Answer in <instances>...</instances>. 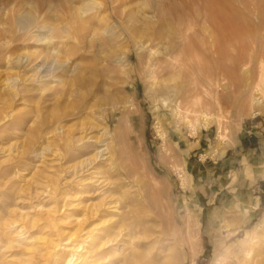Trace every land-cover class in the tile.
Segmentation results:
<instances>
[{"label": "rangeland", "instance_id": "1", "mask_svg": "<svg viewBox=\"0 0 264 264\" xmlns=\"http://www.w3.org/2000/svg\"><path fill=\"white\" fill-rule=\"evenodd\" d=\"M87 1L0 0L8 5L0 11V264H58L47 243L66 238L85 241L72 264L98 242L90 264H264V0H118V8L98 0L78 19ZM32 2L36 26L70 27L56 41L69 71L58 72L61 83L28 81L12 95L1 85L5 54L39 51L40 62L47 52L36 26L17 27L15 10ZM120 19L145 28V49L126 36L105 57L107 42L95 38ZM162 36L175 43L171 84L194 85L207 103L193 125L155 98L160 55L149 47L160 49ZM56 126H66L63 138ZM104 131L109 159L86 167Z\"/></svg>", "mask_w": 264, "mask_h": 264}, {"label": "bare ground", "instance_id": "2", "mask_svg": "<svg viewBox=\"0 0 264 264\" xmlns=\"http://www.w3.org/2000/svg\"><path fill=\"white\" fill-rule=\"evenodd\" d=\"M154 1L152 2L153 7H151V9H153L154 12H157L158 8H156ZM112 3L114 5V8H118V3H119L118 0H112ZM7 6L8 5L5 6V4L3 2H1L0 3V11L1 10H3V11L7 10L5 8ZM32 6H34V7H32V10H34V11L28 10L27 12H25L21 9H19V10L17 9V10H15L16 16L13 15V16H15L17 27L20 29V31L21 30L26 31L27 34L31 30V28L33 30V26L37 25L36 23L38 22L39 16H40L37 5L32 2ZM100 6H101V4L98 0H88L87 2H85L83 4L82 7L77 9V12L75 13V17H77L78 19L79 18L83 19L86 16L90 15V13L94 12L95 10H98ZM204 15H205V13H204ZM5 16H6V14H5ZM147 18H153V17L147 16ZM14 22H15V20H14ZM35 28H34L35 30H33V31L31 30V31H32L33 35L35 36L36 42L40 43L41 46H43L47 49V52L45 51V55H43L41 57L40 62H37L40 58L38 60L34 61V58L37 59L38 57H40L42 55V53H40L39 51H35L34 53L33 52H31V53H20L16 56H11V55L5 54L6 60L10 66V69H9L7 75H5L4 79L1 81V85L4 86L3 89H6L12 95H17L18 93H21L24 89L23 88L24 85L28 81L38 83V85H41V87L43 85L53 86L55 83H61L63 80H62V77L58 75V72L61 71L62 69H66L69 71L68 66H66L67 59H63L60 56V52L58 51V49L56 47V45H57L56 41L62 40V39L64 40V36L62 34H65L67 37L71 36L72 32H71L70 27L65 26V27H62L61 29H55L54 27L47 26L45 24H42V25L39 24ZM144 29L145 28L143 26H139L136 29L135 27H132L131 25H127V23L125 21L120 19L119 23L111 22L107 27L102 29V31H101L102 37H100V38L96 37L95 39L101 40V42H102V40H105L107 42V47H108V51H109L108 56H105V57L114 58L117 50L119 49L118 46L120 44L117 45L118 42L120 43V40L125 39L126 36H128L127 39H130L132 41V43L137 48V50L140 51V50L145 49L144 42L141 41V38L143 37L142 34L144 33ZM18 33H20V32H17V34ZM164 38L165 37H163V36L160 37V41H161V42H159V44H161L160 49H155L153 47H151V48L149 47V51L151 53H157L158 52L160 55L159 57L154 59V61H155L154 64L156 66V69H155V90L158 93L155 98L157 99V101L160 100L164 103V105L166 107V114L168 111L172 110V112H174V115L176 118H181L183 120L185 119L189 124L193 125L192 124V116H194V115H196V113H198V108L206 107L207 103L202 101L203 98L201 96L192 95L193 92H195V88H196L194 85L188 89H184L178 85L171 84L172 76L175 74L174 71L176 70V67H177L176 66V60L177 59L173 58L175 43L171 39H168V40L165 39V41L167 40L165 42V41H163ZM124 58L118 60V62L121 64H124V66H126L125 62L127 61V59H124ZM173 59H174V61H173ZM115 60H117V59H115ZM29 69L33 70L34 73H36V76L34 78H28L27 74H24L21 77V72H23L24 70L27 71ZM124 69H126V68H124ZM23 77H25V78H23ZM176 83H177V81H176ZM164 93H165L166 97H164L165 96ZM216 102H217L216 103L217 105H220L219 98L217 99V97H216ZM90 108H92V105L85 104L81 107V110H87ZM200 115L203 116V118H204L203 120L205 122H207L209 120V115L207 114V112L202 111L200 113ZM7 117H12V116L7 115ZM18 125L19 124H17L13 120L10 123L9 128L12 127L14 129H17ZM94 126H95V124L92 125V127H94ZM65 127L66 126H56L54 128L55 134L63 138L66 135V128ZM219 130H220L219 136L221 138H224V134H223V130H222L221 126H219ZM108 135L109 134L106 131H104L102 133V137H105L104 139H101L100 136L94 138V142H96L98 144L103 143L100 145V147H103V148H100V149L97 148L98 149L97 152H95L94 154H92L90 157L87 158L88 163H87L86 167H88L90 165V167L92 168L93 167L92 163H95V162L97 163L98 161H100V159H103V160L109 159V157L107 156V154L109 153L108 144L104 143L105 140L108 139ZM90 139H93V138H89L88 140H90ZM80 141L81 140H79L78 142H80ZM91 146L92 145L89 144L87 147H91ZM97 212L95 213V215L97 214ZM21 236H22V234H21ZM89 237H90V235H89ZM87 239H89V238H87ZM63 240L66 241L64 246H62L63 244H61V243L54 244L52 242L53 240L52 241L47 240L48 241V243L46 241V243L48 244V246L46 247L48 249L47 254H48V256L53 257L54 262H56L58 264H72L73 262H75L74 256L76 255L75 254L76 251L79 250L80 246L82 247V244H84L85 241L80 242L81 245L76 246L75 244H73V242H71L70 238H66ZM84 240H86V237ZM99 244H100V242L94 243L91 248H87L86 258H85L84 262L87 261L88 264L92 263L91 261H88L90 259L88 257V255L93 256L94 253L97 251V248H99L98 247ZM253 247H254V245H253V242L250 238H248L247 241H244V242L242 241V248L241 249H242V252L244 253L245 256H247V257L251 256L252 252L254 251ZM61 248L63 249V251L61 250ZM82 249H83V247H82ZM82 249L80 248V250H82ZM60 250L62 251L60 254L63 255V258L60 261H58L57 256H58ZM75 260H76V258H75ZM84 262L82 260V263H84Z\"/></svg>", "mask_w": 264, "mask_h": 264}, {"label": "crops", "instance_id": "3", "mask_svg": "<svg viewBox=\"0 0 264 264\" xmlns=\"http://www.w3.org/2000/svg\"><path fill=\"white\" fill-rule=\"evenodd\" d=\"M245 202H246V200L245 199H242V203H244V205H245ZM251 202H252V200H251Z\"/></svg>", "mask_w": 264, "mask_h": 264}]
</instances>
